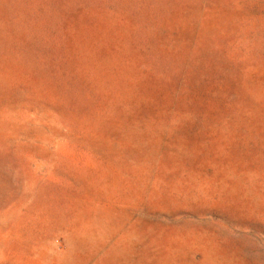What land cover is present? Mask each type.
I'll list each match as a JSON object with an SVG mask.
<instances>
[{
	"label": "rangeland",
	"instance_id": "374dc122",
	"mask_svg": "<svg viewBox=\"0 0 264 264\" xmlns=\"http://www.w3.org/2000/svg\"><path fill=\"white\" fill-rule=\"evenodd\" d=\"M0 264H264V0H0Z\"/></svg>",
	"mask_w": 264,
	"mask_h": 264
}]
</instances>
